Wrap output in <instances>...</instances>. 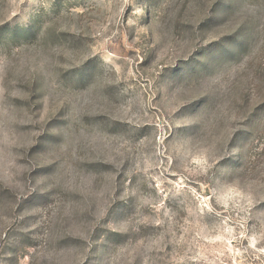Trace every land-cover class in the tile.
I'll use <instances>...</instances> for the list:
<instances>
[{
  "label": "rangeland",
  "instance_id": "1",
  "mask_svg": "<svg viewBox=\"0 0 264 264\" xmlns=\"http://www.w3.org/2000/svg\"><path fill=\"white\" fill-rule=\"evenodd\" d=\"M0 264H264V0H0Z\"/></svg>",
  "mask_w": 264,
  "mask_h": 264
}]
</instances>
